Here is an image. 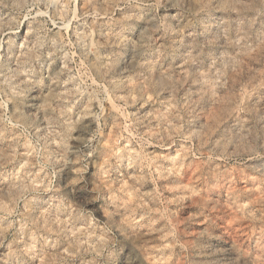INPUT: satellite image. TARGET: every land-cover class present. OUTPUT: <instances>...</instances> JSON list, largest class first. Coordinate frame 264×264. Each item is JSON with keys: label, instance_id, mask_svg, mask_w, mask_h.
<instances>
[{"label": "clouds", "instance_id": "clouds-1", "mask_svg": "<svg viewBox=\"0 0 264 264\" xmlns=\"http://www.w3.org/2000/svg\"><path fill=\"white\" fill-rule=\"evenodd\" d=\"M0 264H264V0H0Z\"/></svg>", "mask_w": 264, "mask_h": 264}]
</instances>
